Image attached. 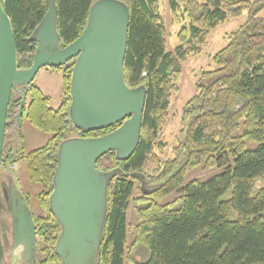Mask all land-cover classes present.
I'll list each match as a JSON object with an SVG mask.
<instances>
[{
	"label": "trees",
	"instance_id": "16d2710c",
	"mask_svg": "<svg viewBox=\"0 0 264 264\" xmlns=\"http://www.w3.org/2000/svg\"><path fill=\"white\" fill-rule=\"evenodd\" d=\"M97 0H57L61 46L84 31L89 11ZM130 9L125 81L147 86L140 143L126 161L110 152L97 167L146 175L152 194H135L136 180L115 177L108 187V214L99 264H125L132 201L137 213L132 245H142L148 258L134 264H264V0H169L174 18L184 23L179 44L167 50L166 29L159 0H121ZM9 15L24 68L32 63L27 38L44 17L47 0H2ZM248 13L247 21L228 36V43L212 57L215 67L201 71L196 93L183 107L184 128L173 149V159L158 160L159 174L147 175L144 165L153 156L182 63L202 52L209 31L229 18ZM74 60L53 68L63 74V100L50 107V97L32 85L26 119L48 134L46 143L24 154L29 184L49 220L40 221V247L44 262L59 263L54 246L61 228L49 208L60 143L70 137H99L120 126L81 131L70 115V83ZM218 169L208 179L186 180L193 169ZM178 191L177 206L161 199Z\"/></svg>",
	"mask_w": 264,
	"mask_h": 264
},
{
	"label": "water",
	"instance_id": "95a60500",
	"mask_svg": "<svg viewBox=\"0 0 264 264\" xmlns=\"http://www.w3.org/2000/svg\"><path fill=\"white\" fill-rule=\"evenodd\" d=\"M47 3L44 17L28 37L36 43L31 66L19 69L12 21L0 0V159L12 87L28 86L43 67H62L74 60L69 106L74 127L89 132L120 126L99 137H70L60 143L49 208L61 227L55 245L61 264H99L110 182L117 176L132 177L144 195L157 189L142 172L97 167L110 152L126 161L137 149L147 86L131 87L125 81L130 9L124 1H95L84 31L65 47L58 31L57 0ZM13 211L20 213L15 222L17 248L27 263L35 264L37 237L31 209L19 201Z\"/></svg>",
	"mask_w": 264,
	"mask_h": 264
},
{
	"label": "rangeland",
	"instance_id": "374dc122",
	"mask_svg": "<svg viewBox=\"0 0 264 264\" xmlns=\"http://www.w3.org/2000/svg\"><path fill=\"white\" fill-rule=\"evenodd\" d=\"M258 1V0H251ZM159 10L162 14L167 39V50L173 51L179 44L178 33L184 23L188 21L186 18L182 22L176 21L169 8V0H159ZM260 17L264 18V10L259 13ZM248 18V13L245 11L239 17L229 18L225 23L219 24L211 29L203 43L202 52L199 55L191 56L182 63V75L176 82L178 90L170 100L168 114L164 124L162 125L153 148V156L143 167V171L147 175L159 174L158 160L166 161L173 159V149L178 143V137L184 128L182 121L183 107L188 100L196 93V83L200 79L201 71L211 70L215 67L212 64V57L228 43V36L241 27ZM22 58V54H20ZM34 84L38 86L45 95L50 97V107L58 108L63 100V74L53 68L43 67L38 72ZM26 129L32 133V139L27 144V149H34L46 143L49 138L48 134H44L26 121ZM20 175L26 174V162L19 163L16 167ZM219 172L218 169H205L203 166L193 169L186 176L187 181L194 179H208L213 174ZM264 185L263 180L256 182V188ZM28 191L31 196V206L34 213L46 215L48 212L38 203L35 194L41 191L37 185L29 187ZM142 193L140 182L136 180L135 194ZM143 194V193H142ZM144 195V194H143ZM150 195V194H149ZM148 196V195H146ZM178 191L173 190L170 194L161 199L162 203H169L172 206H177ZM129 227L133 229V225L137 222V213L133 202L131 201L127 210ZM130 228L128 238L127 258L125 264H134L135 262L144 261L148 258V251L142 245H132V230Z\"/></svg>",
	"mask_w": 264,
	"mask_h": 264
},
{
	"label": "flooded vegetation",
	"instance_id": "af4514ba",
	"mask_svg": "<svg viewBox=\"0 0 264 264\" xmlns=\"http://www.w3.org/2000/svg\"><path fill=\"white\" fill-rule=\"evenodd\" d=\"M30 47L32 48V54H33V51L36 47V43L30 42ZM18 68L26 69L22 67L20 64L19 51H18ZM33 84L34 81L28 86H24V85L13 86L6 107L4 132H3V140H2V151H1V159H0V264H29L22 257L21 250L17 248L16 237H15V231H16L15 222L20 219L19 218L20 213H14L13 205L14 203L17 204L19 201L26 203L32 212L31 215L35 224L36 237H37L35 264H61L60 258H59V263H55V262L42 263L45 261V259H47V257L41 252L42 250L40 247L41 230L39 226L40 224L39 218L43 217L49 220L50 219L49 213L43 215L33 212L31 206V196H30L31 194L28 191V188L29 187L32 188L35 185L29 184L26 178V174L25 176L20 175L16 169L19 163L25 162L24 154H26L29 151L27 149V144L32 139V133H30L26 129V127H28L26 125V121H27L26 112L30 104V100H31L30 90ZM52 215L54 216L53 213ZM54 252H55V246H54Z\"/></svg>",
	"mask_w": 264,
	"mask_h": 264
}]
</instances>
